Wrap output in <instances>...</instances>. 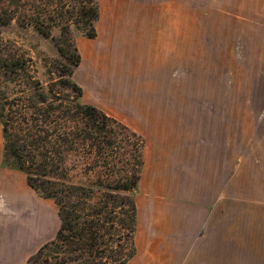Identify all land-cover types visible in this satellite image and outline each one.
<instances>
[{
    "label": "rangeland",
    "instance_id": "rangeland-1",
    "mask_svg": "<svg viewBox=\"0 0 264 264\" xmlns=\"http://www.w3.org/2000/svg\"><path fill=\"white\" fill-rule=\"evenodd\" d=\"M82 1L51 3L43 26L37 25L49 34L47 40L33 28L12 24L3 29L2 39L17 41L18 55L28 53L35 61L27 66L29 83L39 80L47 86L54 70L50 62L62 61L57 49L69 11ZM236 3L264 6V0H98L94 38L81 36L72 26L66 31L80 57L72 79L82 89L81 102L144 140L140 181L133 193L134 253L126 264H264L262 192L238 185L240 174L231 167L221 192L211 193L217 200H204L203 192L194 199L192 183L179 187L176 172L181 168L172 156L178 150L172 138L177 129L185 135L194 128L198 137L218 125L226 130L228 144H234L230 138L236 130L249 146L258 137L254 152L264 151V18L253 22L258 23L256 31L247 32V24H235L239 13L227 12L226 5ZM40 53L47 57L46 66L38 62ZM17 85L0 80V103L21 90L23 82ZM53 89L57 99L65 98V92ZM124 160L130 165L117 166L118 178L131 173L132 159ZM219 195L227 200L220 201ZM50 202L53 219L58 209ZM216 207H226L228 213L223 228L221 224L226 235L221 246L219 232L210 230ZM251 215L258 222L252 223ZM48 255L45 250L42 259Z\"/></svg>",
    "mask_w": 264,
    "mask_h": 264
},
{
    "label": "trees",
    "instance_id": "trees-1",
    "mask_svg": "<svg viewBox=\"0 0 264 264\" xmlns=\"http://www.w3.org/2000/svg\"><path fill=\"white\" fill-rule=\"evenodd\" d=\"M53 1L0 0V80L14 87L23 82L21 90L0 103L3 164L22 172L39 197L52 200L60 221L54 238L24 264H126L134 253L133 193L140 181L144 140L81 102L82 89L72 79L80 57L66 32L72 26L81 36L94 38L98 0L72 6L57 49L62 61L50 62L54 70L47 82L53 81L65 98L57 99L50 83H29L26 71L29 63L35 64L33 57L18 55V42L1 37L14 24L21 30L33 28L47 40L49 34L37 25L43 26ZM40 61L46 66L44 53ZM125 156L132 159L131 173L118 178L117 166L130 165ZM45 250L49 255L42 259Z\"/></svg>",
    "mask_w": 264,
    "mask_h": 264
},
{
    "label": "crops",
    "instance_id": "crops-1",
    "mask_svg": "<svg viewBox=\"0 0 264 264\" xmlns=\"http://www.w3.org/2000/svg\"><path fill=\"white\" fill-rule=\"evenodd\" d=\"M221 8L224 7L221 6ZM226 8L227 12L239 13L238 21H235V24L240 28L242 23L247 24L245 26L247 32L256 31L258 23L253 22L258 21L260 17L264 18V6L254 8L250 4L236 3L235 7L226 5ZM259 14H263V16ZM219 128V125L216 126L212 133L200 132L202 134L197 135L198 137L195 135L194 128L191 130L190 127L185 135L179 134L181 132L178 129V134L172 135V138H176L177 142L174 145H177L178 148L177 154H172V156L174 160L177 159V165L182 169L176 172L179 178H177L179 187L183 183L187 185L192 183L194 199L202 198L200 192L206 193L203 194L204 200L216 199L217 196L213 197L211 193L221 192V185L226 183L228 173L231 167H234L240 174L238 185H247L249 189L253 188L252 193L254 191L262 192L261 198L263 199L264 151L254 152V146L259 141L258 137L249 146L248 139L242 136L243 134L235 133L236 130H234L230 139H234L235 142L228 144L226 130L220 131ZM200 184L203 188L199 189ZM180 198L182 197L180 196ZM219 198L220 201L227 200L226 197L223 198L220 195ZM223 208L222 210L221 207L218 209L216 207L213 219L210 220V223L213 221L214 226L210 230H213L214 233L219 232V246L223 244L221 241L226 237L225 233L221 231V224L223 228L227 222L228 213L225 211L227 208ZM253 210L259 216V206L254 207ZM247 214L250 213L247 212ZM251 217L252 223L258 222L259 217L255 218L252 215ZM58 227V216L54 215L52 219L50 199L39 197L28 186L22 172L4 166L3 144L0 143V264H24L27 257L33 255L42 245L54 238Z\"/></svg>",
    "mask_w": 264,
    "mask_h": 264
},
{
    "label": "bare ground",
    "instance_id": "bare-ground-1",
    "mask_svg": "<svg viewBox=\"0 0 264 264\" xmlns=\"http://www.w3.org/2000/svg\"><path fill=\"white\" fill-rule=\"evenodd\" d=\"M85 50V49H84ZM25 208V207H24ZM22 209H23V207H22ZM19 215V214H18ZM22 217V216H21ZM20 221V220H19Z\"/></svg>",
    "mask_w": 264,
    "mask_h": 264
}]
</instances>
